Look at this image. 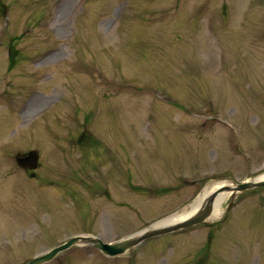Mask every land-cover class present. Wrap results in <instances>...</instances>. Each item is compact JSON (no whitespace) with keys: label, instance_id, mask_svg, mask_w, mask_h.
Instances as JSON below:
<instances>
[{"label":"rangeland","instance_id":"1","mask_svg":"<svg viewBox=\"0 0 264 264\" xmlns=\"http://www.w3.org/2000/svg\"><path fill=\"white\" fill-rule=\"evenodd\" d=\"M263 173L264 0H0V264L177 223ZM229 193L125 255L47 264H264V186Z\"/></svg>","mask_w":264,"mask_h":264},{"label":"water","instance_id":"2","mask_svg":"<svg viewBox=\"0 0 264 264\" xmlns=\"http://www.w3.org/2000/svg\"><path fill=\"white\" fill-rule=\"evenodd\" d=\"M38 159V152L36 150H31L23 157L17 156L16 162L18 166L23 169H35L38 166ZM262 186H264V179H253L242 183H237L235 186H233V188L228 185H224L223 188L211 193L205 199V201L202 203L201 207L196 213L180 222L170 225H164L161 227L157 226L156 224L155 227L150 226L147 229L140 231L138 234H134L133 237L123 239L114 243L104 242L99 237L82 235L73 236L66 240L64 243L54 247L47 253L34 257L26 264H45L51 261L58 253L75 245L92 246L108 257H116L119 255H123L128 251H132V249L142 241L172 233L178 230L186 229L195 224H199L206 221L212 213L215 197L220 192H229L231 190H233L234 192H245L247 190Z\"/></svg>","mask_w":264,"mask_h":264},{"label":"bare ground","instance_id":"3","mask_svg":"<svg viewBox=\"0 0 264 264\" xmlns=\"http://www.w3.org/2000/svg\"><path fill=\"white\" fill-rule=\"evenodd\" d=\"M258 178L264 179V173L262 175H260ZM227 183L228 182H226V181H220L211 187H206L197 196V198L192 203H190L188 209L185 208V210H183L179 214H175V215L171 216L169 219H165V221L166 222H178V221H182V220L188 218L189 216H191L192 214L195 213V211L200 207V205L205 201V199L211 193L218 191L219 189L223 188L224 185ZM229 196H230L229 192H220L217 194V196L215 197L214 203H213L212 213L210 215L211 220H214V219L221 217V215L223 213V211H222L223 203ZM161 224H163V222H160V223L158 222L157 226H159Z\"/></svg>","mask_w":264,"mask_h":264},{"label":"trees","instance_id":"4","mask_svg":"<svg viewBox=\"0 0 264 264\" xmlns=\"http://www.w3.org/2000/svg\"><path fill=\"white\" fill-rule=\"evenodd\" d=\"M3 8H4V6H3ZM5 9V8H4Z\"/></svg>","mask_w":264,"mask_h":264}]
</instances>
